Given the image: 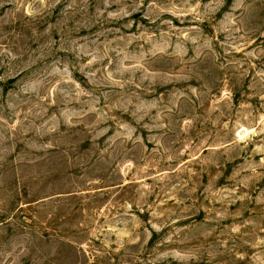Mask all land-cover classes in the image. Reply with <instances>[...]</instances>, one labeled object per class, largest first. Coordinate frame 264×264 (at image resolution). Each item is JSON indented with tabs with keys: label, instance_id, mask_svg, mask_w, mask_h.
Returning <instances> with one entry per match:
<instances>
[{
	"label": "rangeland",
	"instance_id": "374dc122",
	"mask_svg": "<svg viewBox=\"0 0 264 264\" xmlns=\"http://www.w3.org/2000/svg\"><path fill=\"white\" fill-rule=\"evenodd\" d=\"M0 264H264V0H0Z\"/></svg>",
	"mask_w": 264,
	"mask_h": 264
}]
</instances>
